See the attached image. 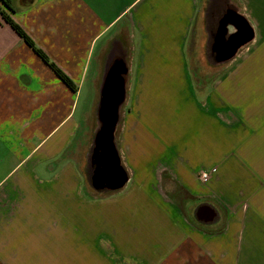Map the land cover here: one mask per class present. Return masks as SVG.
Returning a JSON list of instances; mask_svg holds the SVG:
<instances>
[{
	"label": "crops",
	"instance_id": "1",
	"mask_svg": "<svg viewBox=\"0 0 264 264\" xmlns=\"http://www.w3.org/2000/svg\"><path fill=\"white\" fill-rule=\"evenodd\" d=\"M6 1L0 264H264V0Z\"/></svg>",
	"mask_w": 264,
	"mask_h": 264
},
{
	"label": "rangeland",
	"instance_id": "2",
	"mask_svg": "<svg viewBox=\"0 0 264 264\" xmlns=\"http://www.w3.org/2000/svg\"><path fill=\"white\" fill-rule=\"evenodd\" d=\"M93 94H92V89H88V85H86V88L84 89V94H83V97H82V99L80 100V104H79V108L81 109V112H84V111H86L87 110V112H89L91 109H92V104L91 103H89V102H91V101H88L89 100V96H90V98H92L93 99V96H92ZM110 108V113L108 114V116H105V126L107 125V123H106V121H110V123H111V125H110V129H111V132L110 133H108L107 134V137L103 140V139H96V140H98V143H101V142H104L105 143V145H106V149H108L109 151H110V153H105V157H106V162H104L103 163V165H104V167H107V169L105 170V173H106V175L105 176H107V178L110 180V178L111 177H113L114 175H115V171L116 170H114V169H112V163L110 162V160H108L109 158L111 159L112 157H114L115 158V156L116 155H112V150L114 151V149L117 147V144H119V138H118V131H116V128H118V126L117 125H119V119H120V116H119V118H117V116H118V113H119V109H118V107H115L114 108V106H107V108ZM118 110V113H116V111ZM125 110V109H124ZM96 119V118H95ZM117 121L116 122V125H115V122L114 121ZM97 123H98V119H96L95 120ZM99 122L102 124L103 123V125H104V114L102 113V115L100 116L99 115ZM114 125V126H113ZM82 127H83V129L82 130H79L78 131V133H77V136H76V138H75V141L74 142H78L79 141V139L81 140L82 138H83V136L88 132V131H90L89 130V128H88V126L86 125V126H83L82 125ZM116 131V132H115ZM95 139V138H94ZM75 145V144H74ZM102 147H103V145H102V143L101 144H98V146H96V145H94V146H91V149H92V152H91V154H90V156L92 157V159H91V161L89 162L93 167L91 168V173L89 172V170H88V174H86V173H84V175L85 176H87V177H89V176H91L90 177V179H91V183H89L88 185L90 186V188L92 189V190H94L93 189V187H92V185H94V182H95V180H96V173H97V167L99 168V166H100V161H102V155H103V152H102ZM98 153V155H96ZM122 160L120 159V169H121V173L123 172L122 170H123V164H122V162H121ZM116 164V163H115ZM76 168H77V170H79L80 171V164H79V161L77 162V164H76ZM114 168H115V165H114ZM92 172H93V174H92ZM123 174V176H125L126 177V175H125V173L123 172L122 173ZM98 177H99V175H98ZM121 177V176H120ZM107 178H106V180H107ZM120 179V178H119ZM169 190H171V192L173 193L174 192V190L173 189H169ZM176 197L177 198H179V200H186V198H188L184 193L180 196L179 194L178 195H176ZM184 203V202H183ZM185 205H187V203H186V201H185ZM185 208H186V212H187V214H189L188 213V211H189V206H185ZM191 213V212H190ZM190 216H192L191 214H190ZM192 219V218H191Z\"/></svg>",
	"mask_w": 264,
	"mask_h": 264
},
{
	"label": "trees",
	"instance_id": "3",
	"mask_svg": "<svg viewBox=\"0 0 264 264\" xmlns=\"http://www.w3.org/2000/svg\"><path fill=\"white\" fill-rule=\"evenodd\" d=\"M5 5L7 6V8L10 10L11 13H13V9L10 6V3L7 2L6 0H4ZM3 17L5 18L6 23H8L13 29H15L21 36V38H23L27 43H29L31 46H33L36 50V53L42 57L44 59V61L49 63V59L45 56L44 53L41 52V50L36 49L35 44L31 41V39L29 37H27L28 35L21 29V27L15 23L12 18L10 16H8L5 12H2ZM51 68L57 73V75L63 79V81H65V84L70 87L73 88V83L72 81L63 73L61 72L59 69L56 68V66L51 65ZM164 177H168L167 174L164 175Z\"/></svg>",
	"mask_w": 264,
	"mask_h": 264
},
{
	"label": "water",
	"instance_id": "4",
	"mask_svg": "<svg viewBox=\"0 0 264 264\" xmlns=\"http://www.w3.org/2000/svg\"><path fill=\"white\" fill-rule=\"evenodd\" d=\"M102 111H103V113H104V126H105V116H108V114L110 113V108H109V107L107 108V106H104L103 109H102ZM115 121H116V120H115ZM106 123H107L106 126H107L108 131H109V132L106 131V133H107V132L110 133V132H111L110 125H111L112 122L110 123V121H106ZM109 124H110V125H109ZM111 126H112V125H111ZM113 126H114V125H113ZM108 133H107V134H108ZM102 139L104 140L105 138H102ZM100 140H101V139H100ZM101 143H102V145H103L104 142H101ZM101 143H99V144H101ZM103 146H104V145H103Z\"/></svg>",
	"mask_w": 264,
	"mask_h": 264
},
{
	"label": "built area",
	"instance_id": "5",
	"mask_svg": "<svg viewBox=\"0 0 264 264\" xmlns=\"http://www.w3.org/2000/svg\"><path fill=\"white\" fill-rule=\"evenodd\" d=\"M216 172V170H211L209 172H205L201 174V179L203 181V183H207L210 179L211 176Z\"/></svg>",
	"mask_w": 264,
	"mask_h": 264
}]
</instances>
